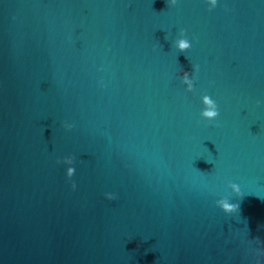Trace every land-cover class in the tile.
<instances>
[{
  "label": "water",
  "instance_id": "95a60500",
  "mask_svg": "<svg viewBox=\"0 0 264 264\" xmlns=\"http://www.w3.org/2000/svg\"><path fill=\"white\" fill-rule=\"evenodd\" d=\"M0 264H264V0H0Z\"/></svg>",
  "mask_w": 264,
  "mask_h": 264
},
{
  "label": "clouds",
  "instance_id": "9594fccd",
  "mask_svg": "<svg viewBox=\"0 0 264 264\" xmlns=\"http://www.w3.org/2000/svg\"><path fill=\"white\" fill-rule=\"evenodd\" d=\"M177 47H179L181 50H183V49H185V48H188V47H189V44H188V42L185 41V40H180V41L178 42V44H177ZM185 76H187L186 73H185ZM213 108H214V110L211 111V112H209V111H205V112H204V115H205V116H208V117H210V118H212V119H215V118L219 115V113H218V110H217V105H214ZM72 189L75 190V189H76V186L73 185ZM111 199H114V196L111 197Z\"/></svg>",
  "mask_w": 264,
  "mask_h": 264
}]
</instances>
